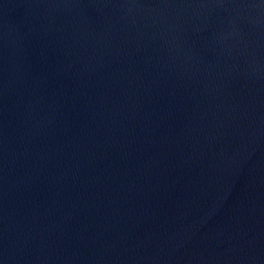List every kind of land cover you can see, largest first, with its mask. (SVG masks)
<instances>
[{
	"label": "water",
	"instance_id": "water-1",
	"mask_svg": "<svg viewBox=\"0 0 264 264\" xmlns=\"http://www.w3.org/2000/svg\"><path fill=\"white\" fill-rule=\"evenodd\" d=\"M0 264H264V0H0Z\"/></svg>",
	"mask_w": 264,
	"mask_h": 264
}]
</instances>
